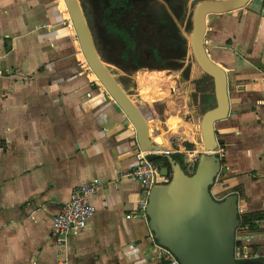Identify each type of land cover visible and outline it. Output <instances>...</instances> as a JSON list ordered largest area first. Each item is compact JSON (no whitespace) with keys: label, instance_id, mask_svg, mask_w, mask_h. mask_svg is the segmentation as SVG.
Returning <instances> with one entry per match:
<instances>
[{"label":"crops","instance_id":"crops-1","mask_svg":"<svg viewBox=\"0 0 264 264\" xmlns=\"http://www.w3.org/2000/svg\"><path fill=\"white\" fill-rule=\"evenodd\" d=\"M57 2L0 0V264H163L145 215L149 193L122 177L137 165L136 130L78 64L60 12L68 17L67 7ZM206 41L229 75L231 111L217 124L227 182L241 215L264 216V0L215 16ZM138 85L149 109L167 103L168 95L146 97ZM164 123L169 151H200L195 120L192 128L169 116ZM94 179L102 184L91 197L95 215L59 245L53 219ZM256 224V240L239 247L247 258L264 257V218Z\"/></svg>","mask_w":264,"mask_h":264},{"label":"water","instance_id":"water-1","mask_svg":"<svg viewBox=\"0 0 264 264\" xmlns=\"http://www.w3.org/2000/svg\"><path fill=\"white\" fill-rule=\"evenodd\" d=\"M252 1H197L189 16L186 9L183 11L186 33L180 35L187 43L186 56L191 52L194 72L204 74L212 82V89L203 92L202 100L207 108L201 111L200 153L190 173L176 151H169L161 140L154 117L136 89L137 74L151 70L166 58L146 66L127 65L111 56L103 44L107 55L101 56L85 16V12H92L91 0H64L89 69L134 126L139 149L147 153L150 162L167 160L169 163L160 172L164 177L171 176V180L150 189L145 215L157 246L170 252L180 264H264V257L237 255V237L242 224L239 194L232 191L222 198L214 194L223 169L217 124L228 119L231 102L229 75L212 60L206 41L208 16L245 9ZM175 21L180 27L179 19Z\"/></svg>","mask_w":264,"mask_h":264},{"label":"trees","instance_id":"trees-1","mask_svg":"<svg viewBox=\"0 0 264 264\" xmlns=\"http://www.w3.org/2000/svg\"><path fill=\"white\" fill-rule=\"evenodd\" d=\"M182 2L183 0H180V5ZM91 5L99 40L113 57L129 61H147L152 58H161L164 55H175L178 48H180V56L186 57V41L182 39L176 21L164 5L159 3L151 5V0H91ZM180 5L168 3L171 12L177 17ZM182 18L179 19L180 23L183 22ZM170 59L173 60L172 58L165 60ZM183 63L177 58V61H169L167 64L182 65ZM159 68L157 71L172 70V67L158 70ZM159 83L155 82L151 85L154 90L146 97H151L154 93L167 96L158 87ZM154 106L164 118L166 113L164 106L159 103ZM169 118L176 122H183L180 115L174 113H171ZM185 146L188 151L193 150V145L187 143ZM179 157L181 158L182 155ZM153 163L169 167L167 160H158ZM193 166L190 173L193 171ZM168 180H171V176ZM263 218L262 214L242 215L239 232L256 231L258 229L256 223L262 221Z\"/></svg>","mask_w":264,"mask_h":264},{"label":"rangeland","instance_id":"rangeland-1","mask_svg":"<svg viewBox=\"0 0 264 264\" xmlns=\"http://www.w3.org/2000/svg\"><path fill=\"white\" fill-rule=\"evenodd\" d=\"M197 1H204V0H188L184 4V8L187 11V15L189 16L190 13L192 12V7L195 4L194 2ZM58 6L59 5V0L57 2ZM83 8L85 5L82 3ZM61 12V17L63 19V22H65L67 28L70 31L71 34V39L75 54L79 55L80 60L76 59L78 61V64L80 65L81 68H83L89 75H92V71L89 69L87 63L82 61L81 58V49L79 47L78 40L74 31V28L72 26V22L70 20V17H66L63 12ZM85 15L87 17V21L89 23V26L92 29V33L94 36L95 44L97 49L99 50L101 56H106V52L99 40V37L96 35V29H95V18L92 12H85ZM215 16H210L209 21H207L209 28L212 27L213 25V20ZM180 22V21H179ZM184 23L182 22V26L180 25L179 31L183 35L186 33V27L183 25ZM187 44V43H186ZM78 45V46H77ZM169 61H177V60H162L161 63L156 65V69L153 67L151 70H146V71H141L137 75V81H139V78L142 76L143 73H146L147 78H150L151 83H154L156 81L160 82L158 87L166 93L169 97L167 100V103H162L164 106L163 109H165L166 113L164 118L158 113V109L153 107L151 105V115H153L155 123H158L159 127L162 128L163 125L165 126L167 117L169 116L170 113H174L176 115H180L182 121L184 124L187 126V128H192L194 120L196 123V133L197 135L200 134V123H201V111L205 110L207 108L205 106V102L202 100L203 99V92L204 91H209L212 89V82L211 79L205 76L204 74L197 75L194 72V64L195 60L191 55V52H189V55L186 56L185 59H182L185 64L180 65V64H167ZM172 63V62H171ZM160 67L158 70L163 69L165 67H172V71H163L162 74L160 72H155L157 71V68ZM175 70V71H173ZM149 71V72H148ZM92 79V77H91ZM99 84V81L94 80ZM139 86V85H138ZM141 86H139L140 89ZM209 104V103H207ZM194 118V120H193ZM184 132V129H183ZM185 138L177 135L175 137V141L177 143L183 142ZM196 141L201 145V137H197ZM196 149H194L193 152L186 153L182 155L181 159L186 165V167L191 170V167L194 165L196 160L198 159L199 156V149L198 153L195 152ZM164 177V176H163ZM168 179V177H166ZM166 184V183H164ZM232 188L229 187L227 178H226V171L223 169L220 178H219V184L214 188V194L218 197L221 198L227 193L231 191ZM232 192V191H231Z\"/></svg>","mask_w":264,"mask_h":264},{"label":"built area","instance_id":"built-area-1","mask_svg":"<svg viewBox=\"0 0 264 264\" xmlns=\"http://www.w3.org/2000/svg\"><path fill=\"white\" fill-rule=\"evenodd\" d=\"M5 73L0 66V75ZM146 154V152L141 150L138 151L136 153V167L132 171L122 174V177L137 180L147 189L146 194L148 195L153 186L167 183L169 180L161 175L160 169L146 158ZM101 187L100 180L94 179L76 187L72 191L69 201L64 204L61 211L53 219L52 234L59 245H65L72 234H77L87 229L89 221L96 213V209L91 203V197L98 193ZM130 217L128 216V218ZM255 240L256 233L254 231H238V257H244L240 255L239 247L242 246L245 249L249 243ZM160 249L163 264H180L170 252Z\"/></svg>","mask_w":264,"mask_h":264},{"label":"flooded vegetation","instance_id":"flooded-vegetation-1","mask_svg":"<svg viewBox=\"0 0 264 264\" xmlns=\"http://www.w3.org/2000/svg\"><path fill=\"white\" fill-rule=\"evenodd\" d=\"M186 1H188V0H183V2H182V5H180V0H151V5L153 4V3H159V4H162V5H164L166 8H167V10H168V12H169V14L174 18V20L175 19H180V18H182V14H183V11L185 10V8H184V4H185V2ZM168 3H173V4H175V5H180L181 6V8H180V11H179V13H178V17L175 15V14H173V12H171V9L169 8V6H168ZM110 53V52H109ZM111 54V53H110ZM111 56H113L112 54H111ZM171 56H176V58H179V60H181V56H180V48H178L177 49V52H176V54L175 55H164L163 57H161V58H166V59H169V58H171ZM161 58H158V59H161ZM118 61H120V62H122V63H124V64H127V65H142V66H146V65H148V64H151V63H153V62H155L156 60H158V59H155V58H152L151 60H147V61H129V60H124V59H119V58H116ZM171 60V59H170ZM174 60H177V59H175L174 58ZM185 63H183V65H184ZM158 65V64H157ZM165 71H169V72H171L172 70H165ZM173 71H175V70H173ZM156 72V71H155ZM162 72L163 71H160V74H162ZM150 78H147V75H146V73H143L142 74V76L139 78V82H140V85H141V91H140V93H141V95H148V93H151V85L153 84V83H151V80H149ZM141 81H143V82H141Z\"/></svg>","mask_w":264,"mask_h":264},{"label":"bare ground","instance_id":"bare-ground-1","mask_svg":"<svg viewBox=\"0 0 264 264\" xmlns=\"http://www.w3.org/2000/svg\"><path fill=\"white\" fill-rule=\"evenodd\" d=\"M86 16V15H85ZM212 16V15H210ZM209 17V16H208ZM87 18V17H86ZM79 43V42H78ZM96 45V44H95ZM80 46V45H79ZM82 52V51H81ZM83 54V53H82ZM200 135H201V123H200Z\"/></svg>","mask_w":264,"mask_h":264}]
</instances>
